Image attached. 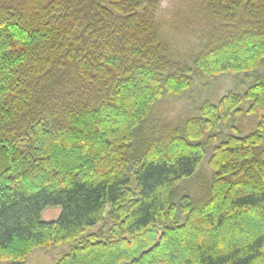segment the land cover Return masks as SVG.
<instances>
[{
	"label": "trees",
	"instance_id": "trees-1",
	"mask_svg": "<svg viewBox=\"0 0 264 264\" xmlns=\"http://www.w3.org/2000/svg\"><path fill=\"white\" fill-rule=\"evenodd\" d=\"M159 1L0 0L1 260L81 239L56 264H264V79L145 136L154 104L192 81L159 39ZM207 11L214 31L196 73L254 72L264 0H208ZM243 100L257 130L213 149L207 200L175 205L174 187L205 157L203 130ZM50 207L60 215L44 222ZM108 208L110 238H82Z\"/></svg>",
	"mask_w": 264,
	"mask_h": 264
},
{
	"label": "rangeland",
	"instance_id": "rangeland-1",
	"mask_svg": "<svg viewBox=\"0 0 264 264\" xmlns=\"http://www.w3.org/2000/svg\"><path fill=\"white\" fill-rule=\"evenodd\" d=\"M207 2L208 0L159 1L154 12L159 39L169 59L178 62L192 81L188 89L178 94H165L154 104L143 123L145 136L159 135L165 126H182L189 120L202 119L201 108L204 104L217 105L221 98L230 93L243 96L250 86L264 79V61L251 73L206 77L199 71L196 73V56L204 50L208 44V36L214 31V19L207 11ZM251 104L252 100H243L227 121H221L216 129L203 130L199 142L204 145L205 157L193 177L180 181L174 187L175 205L181 206L185 199L197 204L209 198L214 177V170L209 164L213 149L230 136L243 137L251 134L261 122L259 113L249 111ZM236 110L239 112L236 113ZM60 212V208L50 207L42 212L41 218L44 222H51L59 217ZM109 212L110 208L102 222L87 230L82 238L95 235L99 240L107 241L113 226ZM247 218L253 222L257 220L254 214H249ZM184 219L178 214L179 224H183ZM225 237L232 239L233 236L224 232L222 239ZM80 242L81 239H78L59 246L34 248L20 264H56L63 254ZM0 264L12 262L0 259Z\"/></svg>",
	"mask_w": 264,
	"mask_h": 264
}]
</instances>
